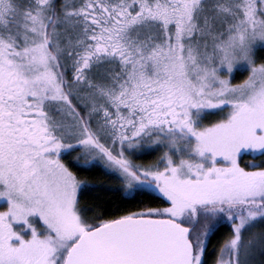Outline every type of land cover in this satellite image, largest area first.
Masks as SVG:
<instances>
[{"label": "snow or ice", "instance_id": "1", "mask_svg": "<svg viewBox=\"0 0 264 264\" xmlns=\"http://www.w3.org/2000/svg\"><path fill=\"white\" fill-rule=\"evenodd\" d=\"M0 264H264V0H0Z\"/></svg>", "mask_w": 264, "mask_h": 264}]
</instances>
